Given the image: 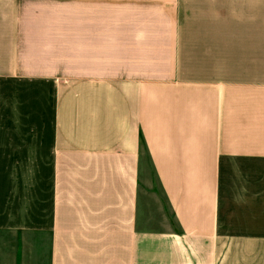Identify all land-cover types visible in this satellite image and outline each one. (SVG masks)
<instances>
[{
	"label": "crops",
	"instance_id": "0c3cea01",
	"mask_svg": "<svg viewBox=\"0 0 264 264\" xmlns=\"http://www.w3.org/2000/svg\"><path fill=\"white\" fill-rule=\"evenodd\" d=\"M0 264H264V0H0Z\"/></svg>",
	"mask_w": 264,
	"mask_h": 264
},
{
	"label": "rangeland",
	"instance_id": "374dc122",
	"mask_svg": "<svg viewBox=\"0 0 264 264\" xmlns=\"http://www.w3.org/2000/svg\"><path fill=\"white\" fill-rule=\"evenodd\" d=\"M192 12L204 16V8H190L187 12ZM143 174V182L140 191V217L145 219V214L149 216V221L151 226L161 227L163 224L175 225V221L172 216H170L168 207L163 201V195L160 191L159 186L156 184L155 179L152 175L151 168L146 165ZM159 199V201H158ZM166 215V217H165ZM165 228V227H163Z\"/></svg>",
	"mask_w": 264,
	"mask_h": 264
}]
</instances>
